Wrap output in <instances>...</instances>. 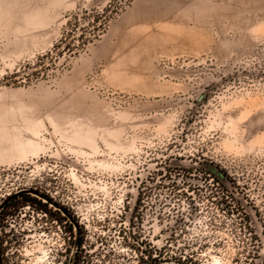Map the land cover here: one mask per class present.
I'll use <instances>...</instances> for the list:
<instances>
[{
	"label": "rangeland",
	"instance_id": "374dc122",
	"mask_svg": "<svg viewBox=\"0 0 264 264\" xmlns=\"http://www.w3.org/2000/svg\"><path fill=\"white\" fill-rule=\"evenodd\" d=\"M29 189L87 264H264V0H0V250L69 261Z\"/></svg>",
	"mask_w": 264,
	"mask_h": 264
},
{
	"label": "flooded vegetation",
	"instance_id": "af4514ba",
	"mask_svg": "<svg viewBox=\"0 0 264 264\" xmlns=\"http://www.w3.org/2000/svg\"><path fill=\"white\" fill-rule=\"evenodd\" d=\"M146 192L143 193V195ZM54 202H56L58 205L64 207L71 216H73V218L76 221L77 227L74 225V223L70 220L68 214H66L60 207L52 204L49 201H46L45 204H42L43 207L46 209V213L48 214L46 216L47 222H46V228L48 229V232H53L54 233V229L58 228L62 234L64 235H68V239L73 238V244L75 243L76 240V234L78 233V243L74 252V259H73V263L72 264H87L88 261H86L87 259V255L86 252L88 251L86 249V244H85V224L83 222V216H81V212L79 213L78 211H73L70 210L69 207L64 206V203L60 202L57 200V198L53 199V196L50 197ZM14 200V197L11 198ZM8 200L4 206L0 209L2 210L3 208H5V206L7 204H9L12 200ZM142 201H144V198L142 199ZM34 204V207L37 208V204L40 203L37 200H34V202H32ZM137 205V203L135 204ZM40 209L42 210V207H40ZM138 209L135 210V207L132 209L133 212H137ZM20 212V210H19ZM132 212V213H133ZM30 215V214H29ZM76 216V218H75ZM41 219V217H40ZM22 231H24V228L22 229ZM21 233V232H20ZM24 235V234H23ZM65 240V238H64ZM69 245L66 246H61L60 248H56V252L53 253L52 255V259L50 261L51 264H55V263H59V264H68V259H69V251H68ZM73 251V250H72ZM1 252V250H0ZM142 258H140L137 263L140 264H160L157 261H154L151 259V257H154V254L152 253V251L147 250L146 245L143 246V250H142ZM72 254V253H71ZM1 263L0 264H5V258H4V251L2 250L1 254ZM46 263V262H45Z\"/></svg>",
	"mask_w": 264,
	"mask_h": 264
},
{
	"label": "water",
	"instance_id": "95a60500",
	"mask_svg": "<svg viewBox=\"0 0 264 264\" xmlns=\"http://www.w3.org/2000/svg\"><path fill=\"white\" fill-rule=\"evenodd\" d=\"M23 191H27V192H31L43 199H45L46 201H49L51 202L52 204L60 207L66 214H68L70 220L74 223V225L77 227V224H76V221L75 219L73 218V216L70 215V213L62 206L58 205L56 202H54L50 197H48L47 195L39 192V191H36L35 189H29V190H23ZM14 197V196H12ZM12 197L8 198L6 201H4L1 205H0V209L4 206V204L10 200ZM77 243H78V233L76 234V240H75V243H74V247H73V251H72V254H71V257H70V260H69V264H72L73 263V259H74V252H75V249H76V246H77ZM161 264H169V263H161Z\"/></svg>",
	"mask_w": 264,
	"mask_h": 264
},
{
	"label": "trees",
	"instance_id": "16d2710c",
	"mask_svg": "<svg viewBox=\"0 0 264 264\" xmlns=\"http://www.w3.org/2000/svg\"><path fill=\"white\" fill-rule=\"evenodd\" d=\"M34 200H36V198H27L26 201H31L34 202Z\"/></svg>",
	"mask_w": 264,
	"mask_h": 264
},
{
	"label": "bare ground",
	"instance_id": "6f19581e",
	"mask_svg": "<svg viewBox=\"0 0 264 264\" xmlns=\"http://www.w3.org/2000/svg\"><path fill=\"white\" fill-rule=\"evenodd\" d=\"M44 258H45V256H42V257H41V259H44ZM41 264H44V262H41Z\"/></svg>",
	"mask_w": 264,
	"mask_h": 264
}]
</instances>
